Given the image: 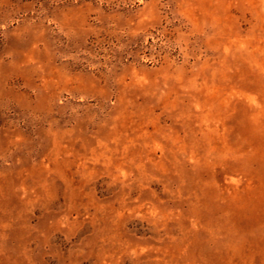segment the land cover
I'll return each mask as SVG.
<instances>
[{
  "label": "rangeland",
  "instance_id": "374dc122",
  "mask_svg": "<svg viewBox=\"0 0 264 264\" xmlns=\"http://www.w3.org/2000/svg\"><path fill=\"white\" fill-rule=\"evenodd\" d=\"M0 264H264V0H0Z\"/></svg>",
  "mask_w": 264,
  "mask_h": 264
}]
</instances>
